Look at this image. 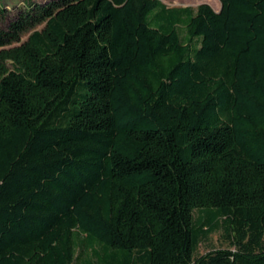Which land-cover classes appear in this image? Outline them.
Wrapping results in <instances>:
<instances>
[{
  "label": "trees",
  "instance_id": "1",
  "mask_svg": "<svg viewBox=\"0 0 264 264\" xmlns=\"http://www.w3.org/2000/svg\"><path fill=\"white\" fill-rule=\"evenodd\" d=\"M2 1L0 264H264V0Z\"/></svg>",
  "mask_w": 264,
  "mask_h": 264
},
{
  "label": "rangeland",
  "instance_id": "2",
  "mask_svg": "<svg viewBox=\"0 0 264 264\" xmlns=\"http://www.w3.org/2000/svg\"><path fill=\"white\" fill-rule=\"evenodd\" d=\"M32 1H38V2H44L47 0H32ZM164 1L168 6H179V5H191V6H197L198 4L202 2L209 3L215 10H218L220 8V0H162ZM3 4H5L9 9L13 10L17 7L24 5V0H3ZM27 37V35L24 36V39ZM201 211L199 209H196L194 211V215L196 218L201 215ZM228 242L223 238L222 231L218 230L213 232L206 240H203L197 249L196 254H204L208 252L209 250H212L214 248L218 247H227Z\"/></svg>",
  "mask_w": 264,
  "mask_h": 264
}]
</instances>
